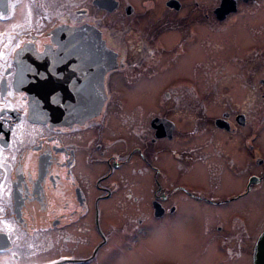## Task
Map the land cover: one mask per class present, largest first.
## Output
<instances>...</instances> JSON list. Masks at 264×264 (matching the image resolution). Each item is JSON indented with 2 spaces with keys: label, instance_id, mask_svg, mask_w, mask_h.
<instances>
[{
  "label": "flooded vegetation",
  "instance_id": "obj_1",
  "mask_svg": "<svg viewBox=\"0 0 264 264\" xmlns=\"http://www.w3.org/2000/svg\"><path fill=\"white\" fill-rule=\"evenodd\" d=\"M263 187L264 0H0V264H254Z\"/></svg>",
  "mask_w": 264,
  "mask_h": 264
},
{
  "label": "water",
  "instance_id": "obj_2",
  "mask_svg": "<svg viewBox=\"0 0 264 264\" xmlns=\"http://www.w3.org/2000/svg\"><path fill=\"white\" fill-rule=\"evenodd\" d=\"M31 86H27L31 97L34 102L39 105L42 103V111L35 109L38 113H41L42 117H45V120H49L51 122H62L67 119H70L72 116V108H67L60 106H56V102H60L62 100H56L55 97L52 98V92H44L41 90V82L35 79L34 83L30 84ZM51 97V98H50ZM65 103V101H63ZM71 100L69 101L70 104ZM46 103V104H45ZM254 264H264V233L259 237L255 252H254Z\"/></svg>",
  "mask_w": 264,
  "mask_h": 264
},
{
  "label": "rangeland",
  "instance_id": "obj_3",
  "mask_svg": "<svg viewBox=\"0 0 264 264\" xmlns=\"http://www.w3.org/2000/svg\"><path fill=\"white\" fill-rule=\"evenodd\" d=\"M255 195H256L255 208L260 206V212H261V210L264 208V187L262 189H259L258 191H256ZM257 212H258V209L255 210V213H257ZM261 221H263V220H260L259 222H257V224H262L263 222H261ZM176 252H183V251H176ZM161 256L165 257V259L167 261H170V253L169 254H165V255H161ZM171 256H179V255L176 254V253H172ZM150 258H152V257H150Z\"/></svg>",
  "mask_w": 264,
  "mask_h": 264
},
{
  "label": "bare ground",
  "instance_id": "obj_4",
  "mask_svg": "<svg viewBox=\"0 0 264 264\" xmlns=\"http://www.w3.org/2000/svg\"><path fill=\"white\" fill-rule=\"evenodd\" d=\"M62 101H65V102H69L70 100H71V98L69 97V98H63V99H61Z\"/></svg>",
  "mask_w": 264,
  "mask_h": 264
}]
</instances>
